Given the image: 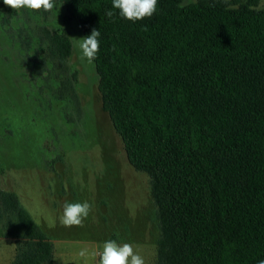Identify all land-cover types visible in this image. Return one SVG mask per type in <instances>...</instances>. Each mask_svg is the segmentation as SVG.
Segmentation results:
<instances>
[{"label": "trees", "instance_id": "1", "mask_svg": "<svg viewBox=\"0 0 264 264\" xmlns=\"http://www.w3.org/2000/svg\"><path fill=\"white\" fill-rule=\"evenodd\" d=\"M56 1L77 18L85 37L93 29L101 33L94 62L102 109L129 163L149 177L159 230L156 264L264 259V6L197 0L181 9V0H158L152 17L133 23L112 0ZM55 50L66 58L71 44L58 38ZM164 121L172 124L171 138L148 132V125ZM198 130L206 133L213 185L203 193L189 152ZM160 154L165 159L158 162ZM2 201L21 231L11 264H52L45 231L15 194Z\"/></svg>", "mask_w": 264, "mask_h": 264}, {"label": "rangeland", "instance_id": "2", "mask_svg": "<svg viewBox=\"0 0 264 264\" xmlns=\"http://www.w3.org/2000/svg\"><path fill=\"white\" fill-rule=\"evenodd\" d=\"M263 6L259 0L256 8ZM64 37L71 51L61 59L54 44ZM83 37L80 22L58 1L52 12H34L0 0V264L13 261L21 232L4 212L2 196L11 193L52 242V264H84L82 248L89 250L88 264H99L107 240L130 243L145 264H156L159 230L149 177L129 163L102 109L96 64L82 60L76 46L75 38ZM147 130L166 140L174 135L170 121ZM198 131L189 152L203 193L213 185L206 133ZM84 201L92 210L83 227H64L63 205Z\"/></svg>", "mask_w": 264, "mask_h": 264}, {"label": "clouds", "instance_id": "3", "mask_svg": "<svg viewBox=\"0 0 264 264\" xmlns=\"http://www.w3.org/2000/svg\"><path fill=\"white\" fill-rule=\"evenodd\" d=\"M197 0H181L178 8H185L189 4H195ZM6 6L13 10L28 9L34 12H52L56 8V0H3ZM158 0H112V7L119 10V15L133 23L152 17L157 12ZM106 15L111 18L115 15L113 11H108ZM144 31H147L145 26ZM101 33L93 29L90 35L76 39V46L80 49L81 59H86L92 63L100 50ZM92 205L87 202H66L63 205V212L60 217V223L66 227H83L84 221L89 217ZM79 257L84 259V264H88L87 257L89 250L82 248ZM96 252H92L94 258ZM99 264H145L144 258L134 249L132 244H118L115 240H107L102 245V251L98 253ZM257 264H264L261 259Z\"/></svg>", "mask_w": 264, "mask_h": 264}, {"label": "crops", "instance_id": "4", "mask_svg": "<svg viewBox=\"0 0 264 264\" xmlns=\"http://www.w3.org/2000/svg\"><path fill=\"white\" fill-rule=\"evenodd\" d=\"M20 203V202H19ZM21 205V204H20ZM22 206V205H21ZM23 207V206H22ZM24 208V207H23ZM25 209V208H24ZM26 210V209H25ZM27 211V210H26ZM40 227V226H39Z\"/></svg>", "mask_w": 264, "mask_h": 264}]
</instances>
